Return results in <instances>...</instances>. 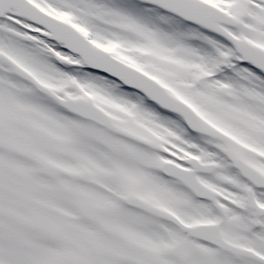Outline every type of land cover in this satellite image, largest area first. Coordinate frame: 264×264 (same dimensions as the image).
Wrapping results in <instances>:
<instances>
[{
	"label": "snow or ice",
	"instance_id": "snow-or-ice-1",
	"mask_svg": "<svg viewBox=\"0 0 264 264\" xmlns=\"http://www.w3.org/2000/svg\"><path fill=\"white\" fill-rule=\"evenodd\" d=\"M0 264H264V0H0Z\"/></svg>",
	"mask_w": 264,
	"mask_h": 264
}]
</instances>
